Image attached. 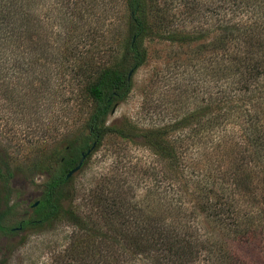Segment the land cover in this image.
Returning a JSON list of instances; mask_svg holds the SVG:
<instances>
[{
  "label": "trees",
  "instance_id": "trees-1",
  "mask_svg": "<svg viewBox=\"0 0 264 264\" xmlns=\"http://www.w3.org/2000/svg\"><path fill=\"white\" fill-rule=\"evenodd\" d=\"M125 1V16L117 25V46L108 50L101 37L103 33L99 34L95 36L99 41L96 51L88 53L81 64L84 94L88 101L93 102L85 122L84 142L78 146L68 141L57 147L52 156L56 170L48 183V190L35 208L37 218L23 223L22 228L29 225L42 227L56 218L67 217L81 234L68 249L66 264H200L202 261L209 264H248L221 236H249L254 228L247 227L243 218L260 228L264 226V210L255 213V195L260 181L257 176L264 171V0H222L223 17L216 24L212 23L210 28L216 34L205 41L202 39L207 38L206 34L203 36L195 30L176 28L171 6L162 0ZM45 2L0 0V55L6 47L15 46L19 36L30 42L34 31L41 29V26L34 25V9L37 3L44 6ZM54 3L67 18L64 21L70 23L64 25L65 29L60 33L68 39L66 41L69 37L79 38L78 23H71L77 17H83L80 15L81 0H54ZM193 3L195 1L191 0L189 7L194 6ZM104 12L105 8L102 14ZM150 37L189 47L194 59L209 48L229 56L231 60L217 70L221 74L217 80H222L224 85L217 101L220 107L223 103L220 112H212L207 105L205 115L208 118L204 123L201 119L206 107L200 111L198 105L193 112H187L169 124L148 129L140 128L130 120L108 122L111 108L125 100L131 91L130 68L142 66L147 59L148 49L144 41ZM106 52L109 59L96 58L97 53L105 56L103 53ZM217 72H213L214 75ZM224 123L240 124L244 133L242 140L235 141L234 136L225 134L223 140L214 142V150L218 154L215 161L207 168H193L191 171L184 163L185 143L190 139H201L200 134L208 128L214 139L215 128ZM109 134L140 143L159 158L161 166L148 170L161 175L164 180L168 179L173 188H179L174 196L176 211H166L168 207L159 214L151 212L149 208L152 205L162 207L173 202L158 194L156 188H149L141 200H130L128 193L131 187L126 188L119 184L122 181L117 180H109L101 187L103 198L97 194V204L104 203L99 221H92L65 207L63 188L71 181V177H67L68 172L78 164L82 151L95 142L100 145ZM45 162L40 161L35 170L44 171ZM226 162L229 165L223 167ZM208 171L219 173L218 178L212 177ZM16 174L8 156L0 149V233L13 231L4 222L13 208L9 206L8 191ZM110 183H114V187ZM184 186L187 187L183 191L185 196L193 193L190 198L194 205L193 217L187 215V209L182 206L180 188ZM216 190L218 192L212 194ZM158 195L160 200L156 203L154 198ZM129 208L131 211L128 212ZM202 215L209 217L210 222L205 223L207 227L201 220L197 221ZM115 257L116 260H111Z\"/></svg>",
  "mask_w": 264,
  "mask_h": 264
},
{
  "label": "rangeland",
  "instance_id": "rangeland-1",
  "mask_svg": "<svg viewBox=\"0 0 264 264\" xmlns=\"http://www.w3.org/2000/svg\"><path fill=\"white\" fill-rule=\"evenodd\" d=\"M194 1V6L189 7L191 0H162L171 6L176 28L195 30L203 36L206 34L207 38L202 41L212 39L216 33L210 29L211 24H216L223 17L222 0ZM53 3L54 0H46L44 6L36 4L34 25L41 26V29L34 31L30 42L19 36L15 46L6 47L0 55V149L8 156L17 173L8 191L9 206L13 208L4 222L13 231L0 233V264H66L68 249L76 236L81 234L78 227L64 216L42 227H22L23 223L37 218L35 208L48 190V183L56 170L52 156L57 147L68 141L78 146L84 142L85 122L93 102L88 101L84 94L81 64L88 53L96 51L99 41L95 40V36L103 33L101 37L108 50L117 46V25L125 16L126 1L81 0L80 15L83 17L79 19L76 16L71 23H78L80 37H69V41L60 33L69 22L64 21L67 18ZM150 38L144 41L148 49L147 59L133 72L131 91L125 100L111 108L108 122L130 120L138 127L148 129L169 124L187 112H193L198 105L200 111L206 107L201 119L204 123L208 118L205 115L207 105L212 112H220L223 103L220 107L217 101L224 85L222 80H217L221 75L217 70L231 60L229 56L209 48L194 59L189 47H180L166 39ZM72 39L74 41H70ZM103 54L105 56L97 53L96 58L109 59L107 52ZM227 56L228 59L225 58ZM213 72L217 73L214 75ZM242 129L240 124L224 123L215 128V140L210 136L209 128L200 134L201 139L193 141L187 138L190 140L189 144L185 143V165L191 171L193 168H207L215 161V156L218 157L214 142L223 140L225 134L234 136L235 141L242 140ZM40 161H46L45 170L37 172L35 166ZM159 161L142 144L109 134L100 145H96L82 168L72 174L70 183L63 188L66 194L63 203L82 216L99 221L104 203L97 204V194L102 197L101 187L109 180H117L122 181L119 184L126 188L131 187L128 193L130 200H141L149 188H156L158 194L167 196L173 202L162 207L152 205L149 208L151 212L159 214L168 207L166 211H176L174 196L179 188L174 187V190L168 179L164 180L161 175L148 170L153 166L160 167ZM226 165L229 162L223 167ZM185 174L187 176L188 173ZM211 175L218 178L219 173ZM257 177L260 181L255 195V213L264 210V171ZM110 186L114 187V183ZM186 188H180L182 206L187 209L186 214L193 217L194 205L190 201L193 193L185 196L183 191ZM216 192L218 190L212 194ZM154 200L157 203L159 195ZM154 206L155 211L152 209ZM199 220L204 227L210 222L209 217L204 215ZM242 221L248 224L247 227L254 228L249 236L242 238L231 234L230 237L221 236L222 239L228 241L232 251L248 264H264V226L260 228L244 218ZM111 260H116V257ZM200 264L209 263L202 261Z\"/></svg>",
  "mask_w": 264,
  "mask_h": 264
},
{
  "label": "water",
  "instance_id": "water-1",
  "mask_svg": "<svg viewBox=\"0 0 264 264\" xmlns=\"http://www.w3.org/2000/svg\"><path fill=\"white\" fill-rule=\"evenodd\" d=\"M136 37H137V36L134 37V40L136 39ZM135 69H136V66L133 67V68L129 71V73H128V79H129V80L131 79V77H132L133 72L135 71ZM96 145H97V143L95 142L91 147H89L86 151H84V152L82 153V157H81L80 161L78 162V164H77L74 168H72V169L68 172L67 177H71L72 174H74L75 172H77L78 170H80V169L82 168V166L84 165V163H85L87 157H88V156L91 154V152L95 149Z\"/></svg>",
  "mask_w": 264,
  "mask_h": 264
}]
</instances>
